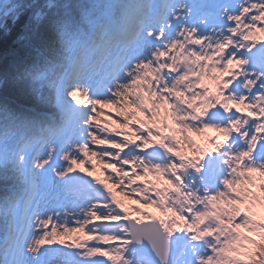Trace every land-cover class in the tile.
Returning a JSON list of instances; mask_svg holds the SVG:
<instances>
[{
	"label": "rangeland",
	"instance_id": "obj_1",
	"mask_svg": "<svg viewBox=\"0 0 264 264\" xmlns=\"http://www.w3.org/2000/svg\"><path fill=\"white\" fill-rule=\"evenodd\" d=\"M163 1L145 0L130 25L127 20L117 24L129 36L124 44L108 38L92 59L83 50L79 80L62 82L59 102L68 106L77 91L73 116L63 133L49 134L25 156L30 197L21 203L27 210L25 229L11 264H152L130 246L124 219L131 216L159 219L171 241L182 246L179 264H249L240 259V249L264 236V172L255 171L256 159L237 163L248 160L241 135L246 129L239 121L249 117L240 112L239 131L231 121L211 131L203 120L207 110L223 111L229 100L260 111L249 106L264 100L251 98L264 83V58L258 55L264 52V7L249 33L236 41L240 53L224 57V39L210 37L213 45L203 47L196 35L197 42L190 41L183 27L174 39L167 27L176 28L178 21L171 15L166 28L160 25L171 52L160 49L161 33H155L153 20ZM18 2L0 0V15L15 11ZM99 28L94 27L93 40ZM218 52L223 56L215 59ZM236 62L239 68L230 69ZM178 72L179 87L173 81ZM130 145L134 148L120 157ZM259 145L264 154V141ZM214 148L220 149L215 155L222 162L214 157L216 173H202L203 158ZM217 180L226 191L213 194L205 185L215 187ZM240 212L247 213L242 224L236 223Z\"/></svg>",
	"mask_w": 264,
	"mask_h": 264
},
{
	"label": "trees",
	"instance_id": "obj_2",
	"mask_svg": "<svg viewBox=\"0 0 264 264\" xmlns=\"http://www.w3.org/2000/svg\"><path fill=\"white\" fill-rule=\"evenodd\" d=\"M16 1L15 11L0 15V264L15 255L23 229L26 212L20 201L31 182L26 154L49 134L68 128L78 96L71 93L68 106L59 102L62 82L78 79L83 50L93 57L107 30L117 32L107 24L96 43L91 41L103 12L120 18L138 10L143 0ZM262 218L264 228V214ZM261 241L264 236L255 244L264 247ZM181 249L171 264H179Z\"/></svg>",
	"mask_w": 264,
	"mask_h": 264
},
{
	"label": "bare ground",
	"instance_id": "obj_3",
	"mask_svg": "<svg viewBox=\"0 0 264 264\" xmlns=\"http://www.w3.org/2000/svg\"><path fill=\"white\" fill-rule=\"evenodd\" d=\"M162 4L163 6H161L159 15L153 20L154 26L158 29L155 33L158 35L161 33L162 40L159 42L161 45L159 47L160 49L166 47V50L171 52V48L166 44L169 37L165 32L161 31V28H166L164 22L166 17L171 15L178 21V26L176 28L167 27V29L171 31L170 35H175L174 39L178 37V30L183 27L184 35H186L190 41L197 42L198 40L199 44L205 47V45H213V43L209 41L210 37L213 39L221 38L225 40V44H230V46L223 48V52H230L233 46L237 47V45H235V42L238 40V38H236L237 35L238 37H242L243 33L246 35L249 33V26L255 21L254 18L256 16L254 15L264 7V0H222L221 4H219V0H164ZM196 9L201 10V12H198V15H195L194 11ZM157 18H161L159 25L157 24ZM183 21L185 23H183ZM227 21L235 22L234 26L230 28V32L226 29L229 27V23H226ZM162 22H164L163 27L160 26ZM195 35L197 36V40L194 38ZM219 35L220 37H218ZM193 44V42H189L187 47L193 48ZM136 46L139 47V45ZM142 48L143 47H141V49ZM214 52H216V50H214ZM221 56H223L221 52H218V54L215 53V59ZM132 60L133 59H129L128 62H132ZM128 62H125L122 66ZM122 66L119 67V72L122 70ZM220 69L223 70L224 66H221ZM162 75L164 79L169 80L166 74ZM113 77H116V75ZM173 81L177 82V86L179 87V72L175 74ZM169 82L171 81L169 80ZM209 97L208 94L205 95L202 99L198 100V103H201L203 99ZM256 155L259 154L256 152Z\"/></svg>",
	"mask_w": 264,
	"mask_h": 264
},
{
	"label": "snow or ice",
	"instance_id": "obj_4",
	"mask_svg": "<svg viewBox=\"0 0 264 264\" xmlns=\"http://www.w3.org/2000/svg\"><path fill=\"white\" fill-rule=\"evenodd\" d=\"M235 24L234 21L229 22V27H233ZM261 43H264V40H261ZM243 47V46H241ZM254 47V45H253ZM241 48L233 46L231 48V51L228 52V56H235L238 53H240ZM248 52H252V47L248 48ZM261 58H264V52H261L258 54ZM244 63H248V61H244ZM240 64L239 62L230 64V69H236L239 68ZM255 75V73H253ZM264 75V73H262ZM255 84V82H252ZM254 96L259 99V97H264V83H261L260 87L257 88L256 93ZM246 101L250 98L245 96L244 98ZM223 111L221 107H213L209 110H207L204 113V120L203 123L208 126V129L211 131L217 130L218 126H227L229 122H233V127L236 128L237 131H239V127H237V118L240 116V112H245L246 117H251L253 120V124L250 126L247 122V119H244L243 121H239L240 124L243 125V127L246 129L244 132L241 133V135L247 140V144L243 145L244 147V154L246 157H248L247 161H241L237 160V163L241 166L243 163L249 162L252 159H256L259 161V164L256 165L255 171L257 173L264 172V167H261V165H264V154H260L259 156L256 155L258 145L261 143V141H264V100H261L258 104H250V108L259 107L260 111H251L248 109L240 108V102L236 100H229L228 104L222 105ZM237 109V110H234ZM225 111L228 113L225 115ZM229 140L232 139L231 136L228 137ZM224 141L221 142L223 144ZM220 151L219 148H214L211 150L210 153H208L203 158V163L201 164V172H207L210 175H213L216 173V169L212 168V162L213 158L215 157V160L217 164L221 163V157L218 155H215ZM233 152L235 153V146L233 147ZM251 170V169H250ZM223 175L227 176L228 173H223ZM239 185H237L238 187ZM205 187L208 188L209 192L216 194L218 191H226V188L223 183H221L219 180H217L215 187H212L211 185L206 184ZM201 195H204L203 190H201ZM247 213L246 212H240L236 216V223L242 224L246 220ZM191 219V218H190ZM238 239H242V237H238ZM257 240V239H256ZM260 243L264 244V241H261ZM241 255L240 259L242 260H253L255 261V264H264V247H260L257 244H250L248 247H242L240 249Z\"/></svg>",
	"mask_w": 264,
	"mask_h": 264
},
{
	"label": "water",
	"instance_id": "obj_5",
	"mask_svg": "<svg viewBox=\"0 0 264 264\" xmlns=\"http://www.w3.org/2000/svg\"><path fill=\"white\" fill-rule=\"evenodd\" d=\"M134 145L123 149L120 157L125 155ZM126 224L130 229L131 244L137 247L139 252L152 257L158 264H167L174 252L175 244L168 238L159 220L138 221L135 218H127Z\"/></svg>",
	"mask_w": 264,
	"mask_h": 264
}]
</instances>
